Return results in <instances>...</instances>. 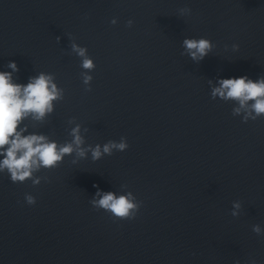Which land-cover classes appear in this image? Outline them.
Returning <instances> with one entry per match:
<instances>
[{"label": "water", "instance_id": "95a60500", "mask_svg": "<svg viewBox=\"0 0 264 264\" xmlns=\"http://www.w3.org/2000/svg\"><path fill=\"white\" fill-rule=\"evenodd\" d=\"M202 37L213 48L194 61L183 40ZM0 71L51 74L63 92L23 135L64 145L79 125L84 149L128 144L66 155L36 185L0 172V264H264V116L244 122L211 95L220 79L264 77V0H0ZM97 191L133 193L135 218L95 209Z\"/></svg>", "mask_w": 264, "mask_h": 264}, {"label": "clouds", "instance_id": "9594fccd", "mask_svg": "<svg viewBox=\"0 0 264 264\" xmlns=\"http://www.w3.org/2000/svg\"><path fill=\"white\" fill-rule=\"evenodd\" d=\"M180 15L191 13V9L184 7L179 9ZM116 19L111 21L116 24ZM133 21L129 20L127 26L131 27ZM72 51L81 57V67L92 70L95 65L87 56V49L75 42L71 44ZM185 52L194 61L203 60L213 48V43L207 38H185L183 40ZM233 48H237L233 45ZM8 67L13 72L18 71L16 63L9 62ZM83 83L88 85L92 79L87 72L83 73ZM212 97L223 100L237 101L239 107L233 109V115H239L243 110V121L256 120L264 116V77L258 80L249 79L247 76L238 78L220 79L218 86L212 88ZM63 92L54 83L51 74L41 72L38 76L30 77L27 84L15 83L11 72L0 71V172L7 170L13 183H23L32 179L34 171L41 167H55L66 155L73 152L79 157H85L87 151H91L92 159L99 160L104 155H112L113 151H124L128 148L126 138L121 137L119 142L110 140L103 146L97 144L88 149L81 147L84 139L80 135V126L77 125L71 131L73 137L70 143L58 145L55 141H49L44 135H23L27 128H21V123L30 115L35 120L43 118L53 111V101L62 99ZM251 102V103H250ZM39 179H32L33 185L39 184ZM98 197V199H97ZM29 205L36 203L31 194L25 195ZM95 209H103L118 220L134 219L140 208L133 193L117 195L114 192L101 193L97 191L90 201ZM240 202H233V209H240ZM232 216H237L238 211H232ZM252 231L262 234L261 227L253 225Z\"/></svg>", "mask_w": 264, "mask_h": 264}]
</instances>
